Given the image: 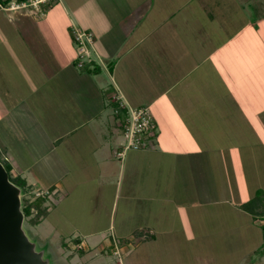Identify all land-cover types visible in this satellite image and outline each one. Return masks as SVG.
<instances>
[{
    "label": "rangeland",
    "instance_id": "374dc122",
    "mask_svg": "<svg viewBox=\"0 0 264 264\" xmlns=\"http://www.w3.org/2000/svg\"><path fill=\"white\" fill-rule=\"evenodd\" d=\"M80 1L82 0H64L69 4L68 7ZM116 1L125 3V6L118 9L122 10L128 9L132 2L141 5L145 2L154 3L156 0ZM183 1L173 0L178 2V5ZM198 1L210 2L206 10H199L202 13L200 17L196 13L197 8L193 9ZM57 3H52L53 7L50 9L47 7L49 11L57 10ZM186 6L189 11L195 10L196 15L192 14L179 20L187 16L183 15L181 10L173 19L177 21L175 25L180 24L179 21L186 22L182 24L188 37L186 42L193 39V43H202L210 50L224 48L223 53L219 55H223L226 60L223 62L222 57L220 61L211 60L209 64L216 65L215 68L211 66L207 69L208 72H199L197 83H193L186 91L185 96L190 101L183 103L180 109L184 113H193L192 118L188 117L186 124L184 122L191 136V141L183 145L191 150L187 154L188 158L176 156L174 159L175 157L167 152L160 156L162 164H159L151 156L153 149L142 150L140 153L126 151L125 162L131 155L130 161L134 163L131 167L128 166V171L133 170L134 175L122 186L121 196L115 204L113 224L117 232L125 231L122 227L130 230L144 223L154 227L161 233L156 238V244L142 246L134 252L132 250L133 253L130 251L129 255H126L125 251V257L117 253L114 255L111 250L104 253L101 247H95L93 244L89 247V244H86L85 255L80 258L81 248L72 241L66 249L58 246L59 239L53 246L47 240H40L42 234L37 233L38 229L31 225L28 218L24 221V230L36 245L37 251L45 252L44 258L49 264H120L123 260L122 264H145V258H148L150 264H258V253L264 252V233L260 229L264 225V219L253 217L256 225L254 226L252 217L241 205L257 196L260 197L258 204H264V106L259 108L247 104L248 101L254 102L258 98L264 100V0H191ZM40 12L32 11L39 17L38 25L43 27ZM3 14L7 15L6 10L0 9V15ZM66 20L69 23H77V18L72 13H68ZM72 27L89 31L78 25ZM22 36L24 35L21 29L15 27L14 23L13 27L7 22L0 26V65H3L4 74L8 77L4 78L5 75L2 77L1 74L0 84H5L4 90L9 91V81H12L14 89L18 90L23 99L35 103L33 106L31 102L27 104L31 107L24 112L29 115L30 111L29 118L36 117L39 127L52 132L58 129L50 128H63L70 122H79L77 117L72 116L69 119L66 113L74 111L69 110L70 108L77 111L81 108L82 113L89 110V87H92L94 92V84L99 91L98 100L95 99L102 101L99 112L108 101L110 103L114 91L118 88L111 72H106L105 67H101L99 73L88 75L87 78L91 82L86 85L72 82L66 73L51 81L44 76L43 71H39L38 62L29 52V46ZM247 52L252 55L250 60L247 59ZM95 59V55L92 56L93 62L85 66L98 64ZM74 67L80 69L77 64ZM90 69L82 70L92 71ZM231 78L233 88L227 82ZM65 80L70 85H66ZM79 90L85 96L84 105L77 101ZM174 96L166 97L172 99ZM53 97L57 98V101H64L63 104L59 105ZM39 101L42 102V107H39ZM4 106L6 105L0 96V119ZM37 110L42 113L36 112ZM110 114H114V109L105 112L104 120H108ZM1 120L0 125L13 122L9 118ZM83 121L86 122V118L81 120ZM120 123L119 119L117 126ZM87 128L93 129V124ZM16 130L21 129L17 127ZM160 131L163 133V128ZM80 134L83 132L78 131L74 138ZM20 141L16 140L19 146H16L17 150L21 148L19 153L25 154ZM120 141L122 144L125 142L123 138ZM2 142L7 148H11L9 143ZM82 145L85 148L89 146ZM157 146L156 143L155 147ZM120 148L124 150L123 146ZM136 155L139 156L138 161L132 159ZM80 156L83 162L92 161V153L89 151L82 152ZM0 157L3 164L11 160L1 150ZM68 158L70 167L76 170L77 157L73 153ZM19 170L13 169L12 175L23 179V173ZM83 176V173L79 172L77 177ZM257 180L263 182L260 183L262 186L259 189ZM115 189V186H112L108 192L102 189L103 193H99L91 183L72 191L70 199L59 204L58 213L53 214V211L48 217V221L60 223L63 229L60 241L65 236L68 237L72 230L90 235L95 230L100 232L107 229ZM37 194L38 190L29 188L25 197L33 202ZM128 195L133 199L126 201L123 196ZM190 200L198 207L186 209L182 203ZM143 219L144 223L141 222ZM141 234L143 232L135 233V238ZM102 244L103 242L100 243Z\"/></svg>",
    "mask_w": 264,
    "mask_h": 264
},
{
    "label": "crops",
    "instance_id": "0c3cea01",
    "mask_svg": "<svg viewBox=\"0 0 264 264\" xmlns=\"http://www.w3.org/2000/svg\"><path fill=\"white\" fill-rule=\"evenodd\" d=\"M13 1L24 3L29 0H11L10 2ZM189 1L191 0H184L181 5H178V2H173V0L164 2L156 0L154 3L145 2L141 5L132 2L128 9L118 10L120 6L125 4L124 2L121 4V1L116 0H82L71 5L72 7L69 6V8V4L64 0H55V3L58 2L56 6L54 5L57 10L49 11L50 7H53L51 4L48 6L49 9L43 6L38 9L41 11V16H39L41 22H44L43 27L38 25L39 17L32 13L34 9H31L32 11L17 9L6 11L7 15H0V26L7 22L9 26L13 27L14 23L15 27L21 29L24 35L22 37L29 46V52L38 62L39 71H43L44 76L51 81L66 73L72 82L82 85L91 82L87 76L96 73L94 67L91 68L92 71H83L82 69L79 71L80 69L74 67L77 63V51L70 32L72 25H78L89 30L94 34L91 54L96 57L97 71L100 72L101 67H105L106 72H111L112 79L118 88L114 91L110 103L108 101V104L99 112L98 109L102 102L97 101L99 91L95 84L93 85L94 92L92 87H89L91 89L90 102L87 108L89 110L82 113L81 108L80 111L70 108L69 110H74L70 112L71 115L66 113L69 119L72 116L77 117L76 120L79 122H70L63 128H50L58 129L50 132L38 126L36 117L29 118L30 111L29 115L24 112L28 107H31L27 105L31 101L27 102L18 94V90L14 89L12 81H9V91L4 90L5 84H0V96L6 105L2 110L1 119L9 118L13 121L0 125V150L11 159L9 163L12 168H18L23 173L22 178L27 187L49 192V198L43 206L47 212L39 224L33 226L38 229V234H42L40 240H47L53 246L54 242L59 239L58 246L66 249L70 247L68 243L72 241L74 245L81 248L79 250L80 258L85 255L86 244H89V247L92 244L95 247H101L104 253L108 250L114 251V255L117 253L121 257L122 255L125 257V251L127 255L130 254V251L133 253L134 250H139L142 246L147 247L156 244V238L161 233H158L156 228L145 225L144 219L141 221L144 223L143 225H138L130 230L122 227V230H125L122 232H117L113 224L115 204L121 196L122 186L134 175L133 170L128 171V169L130 170L128 166L131 167V164L134 163L130 161L131 155L128 157V163L125 162L126 152L122 157L117 155L118 152H122L120 148L122 145L120 139L122 138L116 123L120 119L122 110L147 107L151 110L159 128L158 146L151 150L153 159L160 164V156L167 152L173 155L174 159L176 156L188 158L189 155L187 154L191 150L188 146L184 147L183 145L191 141V136H189L184 122L186 124V120L193 113H184L180 109L183 103L190 101L185 96L186 91L193 83H197L196 79L199 77V72L207 71L211 66L215 68L216 65L209 64L211 60L220 61V57H222L223 62L226 60L223 55H219L223 53L224 48L210 50L205 48L202 43H193V39L186 42L188 37L185 28L182 26L186 22L179 20L195 14L196 8L198 10L196 13L200 17L202 13L199 10H206L207 6L210 5L208 1H198L193 8L195 10L189 11L186 9ZM181 10L184 12L183 15L187 14V16L180 18L178 20L180 24L175 25L177 21H173V19ZM68 13H72L77 18V23H69L66 20ZM247 53L249 54L247 59L250 60L252 55ZM244 67L246 68V64ZM4 72L3 65H0V76L2 74L3 77ZM4 78L8 77L5 75ZM262 81L264 82V79ZM227 82L230 83L231 88L234 87L232 78ZM65 84L70 85L66 80ZM90 85L92 86V83ZM81 90L83 91V89ZM77 93H79L77 94L78 103L81 102L84 105V94L80 90ZM169 95L176 96L171 99L166 97ZM53 100H56L59 105L64 102L61 99L57 101V98L54 97ZM31 103L32 106L35 105L34 102ZM37 103L41 104L39 107H42L41 101ZM46 104H48L47 101ZM247 104L263 108L260 106H264V100L258 98L254 102L248 101ZM113 109L114 114H110L108 120H104L105 112ZM39 111L36 112L41 114V110ZM117 111L120 113L117 114ZM83 118H86L87 121L81 122ZM1 119L0 124L2 123ZM91 123L93 129H88L87 127ZM17 127H20L21 130H16ZM162 128L163 133L160 131ZM78 131L83 132V134L76 135L74 138ZM18 139L21 140L19 144L22 148L24 147L23 152H26L25 154L19 153L21 148L17 150L16 140L18 141ZM2 141L9 143L11 148H7ZM82 144H89V146L85 148ZM86 151L92 153L91 162L81 160L80 155ZM135 152L140 153V151ZM73 153L77 157L76 170L70 167L68 158ZM138 157L136 155L132 159L137 160ZM79 172L83 173L84 176L77 177ZM91 183L99 193L102 192V189L108 192L112 186L116 188L111 205L109 226L104 231L95 230L90 235L72 230L69 232L70 234L68 233V237L64 235L65 238L61 240V244L60 238L63 235V229L59 222L48 221V217L53 211V214L58 213L59 204L70 199L72 191L81 185ZM260 183L263 182L257 180L256 185H259L257 189L262 186ZM123 198L126 201L133 199L130 195L123 196ZM182 204L185 205L186 209L198 207L191 200ZM249 215L252 217V224L256 226L253 222L254 216ZM139 232H143V234L138 236L139 239L135 238V233ZM109 234L112 236L110 237ZM136 240L137 242H135ZM101 242H103L102 245H100ZM255 251L258 252V250ZM257 258L258 264H264V254H258ZM147 259L143 260L144 263L150 264ZM122 263L124 260L120 264Z\"/></svg>",
    "mask_w": 264,
    "mask_h": 264
},
{
    "label": "built area",
    "instance_id": "2783aa9c",
    "mask_svg": "<svg viewBox=\"0 0 264 264\" xmlns=\"http://www.w3.org/2000/svg\"><path fill=\"white\" fill-rule=\"evenodd\" d=\"M55 0H29L28 2L18 3L17 1L3 4L0 1V9L6 11H14L17 9H34L38 10L42 6L48 7ZM72 38L77 49V65L80 69H84L88 64H91L92 54L91 49L94 45V35L90 31H82L80 28H71ZM93 66L91 65L90 68ZM122 106V105H121ZM120 116L121 123L119 124L121 136L125 142L121 145L124 150L118 152V156L122 157L126 151H142L154 149L158 141L159 128L157 122L147 107L122 110ZM120 113L119 111L116 112ZM2 162V158L0 157ZM3 163V162H2ZM49 198V192L38 191L37 197Z\"/></svg>",
    "mask_w": 264,
    "mask_h": 264
},
{
    "label": "water",
    "instance_id": "95a60500",
    "mask_svg": "<svg viewBox=\"0 0 264 264\" xmlns=\"http://www.w3.org/2000/svg\"><path fill=\"white\" fill-rule=\"evenodd\" d=\"M21 190L0 160V264H49L24 230Z\"/></svg>",
    "mask_w": 264,
    "mask_h": 264
},
{
    "label": "trees",
    "instance_id": "16d2710c",
    "mask_svg": "<svg viewBox=\"0 0 264 264\" xmlns=\"http://www.w3.org/2000/svg\"><path fill=\"white\" fill-rule=\"evenodd\" d=\"M0 1L3 4H8L10 3L11 0H7L5 2H3L2 0ZM90 66L91 65L86 66L85 69H90L89 68ZM92 66L95 68L94 71H96V73L99 72V70L97 71L96 63H94ZM3 165L9 174L10 181L21 190L22 211L25 216V220L30 218L29 221H31L32 223L31 225L36 226L37 224H39L40 220L45 216V213L47 212V209L43 207L47 199L38 197L36 198L35 201L30 202V200H28L25 197L29 189L25 181L21 178L13 177L12 175L13 168L9 162H5ZM259 201H260V197L257 196L254 200H251L248 203H245L244 205H242V208H244L246 212L253 215L254 217H259V218L264 219V204L259 205L258 204ZM33 210L36 212H33ZM261 229L263 230V233H264V225L261 226ZM76 242H79V241H76ZM258 254L262 255L264 254V252L258 253Z\"/></svg>",
    "mask_w": 264,
    "mask_h": 264
}]
</instances>
